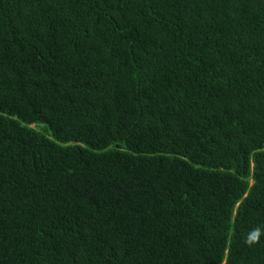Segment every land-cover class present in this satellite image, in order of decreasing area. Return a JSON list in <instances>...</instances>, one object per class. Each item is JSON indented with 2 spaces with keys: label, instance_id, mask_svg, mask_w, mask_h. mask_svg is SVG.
<instances>
[{
  "label": "trees",
  "instance_id": "1",
  "mask_svg": "<svg viewBox=\"0 0 264 264\" xmlns=\"http://www.w3.org/2000/svg\"><path fill=\"white\" fill-rule=\"evenodd\" d=\"M0 264H264V0H0Z\"/></svg>",
  "mask_w": 264,
  "mask_h": 264
},
{
  "label": "clouds",
  "instance_id": "2",
  "mask_svg": "<svg viewBox=\"0 0 264 264\" xmlns=\"http://www.w3.org/2000/svg\"><path fill=\"white\" fill-rule=\"evenodd\" d=\"M254 234H250V237L245 240L246 244H252V243H257L259 241V235H260V230L255 229L253 230Z\"/></svg>",
  "mask_w": 264,
  "mask_h": 264
},
{
  "label": "rangeland",
  "instance_id": "3",
  "mask_svg": "<svg viewBox=\"0 0 264 264\" xmlns=\"http://www.w3.org/2000/svg\"><path fill=\"white\" fill-rule=\"evenodd\" d=\"M31 127L36 128V129H38L40 131V128L38 126H36V125H31Z\"/></svg>",
  "mask_w": 264,
  "mask_h": 264
}]
</instances>
